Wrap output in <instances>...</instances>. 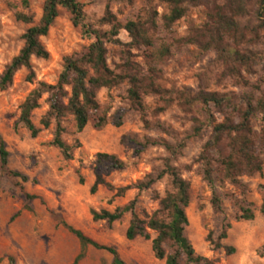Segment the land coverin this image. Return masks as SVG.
<instances>
[{
	"label": "rangeland",
	"instance_id": "rangeland-1",
	"mask_svg": "<svg viewBox=\"0 0 264 264\" xmlns=\"http://www.w3.org/2000/svg\"><path fill=\"white\" fill-rule=\"evenodd\" d=\"M77 1L84 6L85 25L108 30L99 25L105 13L106 0ZM23 2L0 0V77L19 54L24 44L23 35L30 28L17 17L33 16L35 23H38L42 16L44 0H29L28 8ZM111 11L121 25L128 21L147 20L156 13V30L152 34L155 48L162 44H173L206 21L205 9L192 8L171 31H167L162 17L168 15L169 10L157 0H136L132 5L112 4ZM119 40L125 45L131 43L125 31L120 32ZM93 42V39L84 38L81 29L72 26L69 13L61 10L48 36L42 39L49 59H32L36 76L34 82H27L28 73L23 69L14 77L10 89L0 91V134L9 153L7 170L27 178V182H23L8 175L0 164V264H62L66 262L67 255L68 264H72L80 253V244L59 225V221L81 231L96 243L114 249L118 254L114 257L88 247L79 264H114L116 258L124 264H164L153 255V232H149V241L142 238L126 240L130 214L109 226L106 222L93 223L90 212L106 210L113 213L135 202L138 214L144 211L151 216L159 210L155 198H163L166 192L171 191L167 179L159 181L150 190H131L122 198H115V195L118 189L142 182L148 176L156 178L163 170L166 159L190 183V204L186 210L189 226L185 229V237L195 252L216 264H264V215L261 213L264 203V155L261 156L262 173L243 177L240 188L228 182L222 184L218 176L215 177L214 187L209 186L204 180L199 156L211 131L205 129L199 138L192 137L193 119L197 117L202 120L203 116L186 115L175 104L156 117L153 112L159 106V98L150 96L144 99L146 116L143 119L129 107L128 86L122 85L110 92L102 90L97 98L99 112L81 133L77 132L72 118L63 123V140L74 147L72 161H65L60 151L50 145L55 124L52 123L49 129L40 125L48 112L47 95L43 96L40 108L32 116L33 124L41 130L38 137L32 139L19 124L20 107L35 87L39 83L55 85L62 73L64 58L81 52ZM106 47L108 65L115 70L122 62L121 48L115 45ZM253 50L261 54V61L255 67L254 75L244 76L264 91V31L260 44ZM131 53L135 56L133 61L142 62L138 58L140 52L132 50ZM162 70L160 85L165 90L195 93L200 85L199 77L205 76L211 91L236 94L250 91L237 87L231 81L217 84L222 70L216 64V55H202L193 47L174 51L173 59ZM117 114L123 116L120 128L113 125ZM215 116L220 122L219 115ZM98 118L106 119V124L101 128L96 127ZM253 126L255 135L259 136L263 124L257 119ZM222 153L226 154L224 144ZM98 154L115 156L126 164V168L113 172L101 170L105 183L114 190L101 186L91 196ZM80 178L83 180L82 186ZM25 195L37 199L27 200ZM215 195L220 201V211L213 207ZM240 207L251 211L254 219L237 221L236 218L241 216ZM225 224H230L231 229L223 244L235 249V254L230 257L223 250L212 251L207 242L209 234L216 241Z\"/></svg>",
	"mask_w": 264,
	"mask_h": 264
},
{
	"label": "trees",
	"instance_id": "trees-1",
	"mask_svg": "<svg viewBox=\"0 0 264 264\" xmlns=\"http://www.w3.org/2000/svg\"><path fill=\"white\" fill-rule=\"evenodd\" d=\"M29 0H24L28 8ZM136 0H106V8L101 27L107 31L94 29L84 24V6L77 0H44L42 16L35 23L33 16L19 15L17 19L30 26L23 35V47L19 54L6 67L0 77V91L6 92L13 84V79L21 70L27 71V82L33 83L35 72L32 59L48 60L50 55L42 43L50 29L59 18L60 11L69 13L74 28H80L84 38L94 42L81 52L65 57L63 70L55 85L39 83L28 95L20 107L19 124L26 129L32 139H36L41 130L32 122L33 113L40 108V101L47 95L48 112L40 121L44 129L55 124V132L50 145L58 149L65 161L73 160L74 147L63 140L65 129L63 123L72 118L78 133H81L99 112L98 94L105 90L110 92L122 85L128 86L127 101L130 109L146 116L144 99L155 96L159 98V106L153 112L154 116L166 113L173 105L186 115H201L193 119L192 137L199 138L205 129H210V137L203 147L199 161L203 165L204 180L211 187L215 185V177H219L222 184L230 183L240 188L243 177H252L263 171L264 155V91L260 86L253 85L244 76L255 74V67L261 61V54L254 47L260 44L261 33L264 31V0H157L165 5L169 13L162 17L164 28L171 31L173 26L184 19L190 9H205L206 21L201 26L192 29L189 34L173 44H162L155 48L152 34L156 30L155 13L147 20L128 21L121 25L111 11L112 4L132 5ZM153 2L154 0H144ZM121 31H125L131 39L130 44H123L119 40ZM106 45H115L121 48L122 62L115 70L108 65V50ZM193 47L198 53L205 55L214 53L216 64L221 68L217 84L226 81L233 82L237 87L250 90L242 94L234 92L219 93L208 89L205 76H200V85L197 92L187 90H165L160 82L163 79L162 68L173 59L174 51ZM141 53L138 58L142 62L133 61L135 56L131 51ZM215 115H219V122ZM257 119L263 124L259 136L254 133L253 123ZM123 116L117 114L113 119L116 128L122 126ZM106 124L105 118H98L96 127ZM226 154L222 153V147ZM77 144V148H79ZM154 145V144H153ZM184 147V144L181 145ZM170 150V148H169ZM172 152V150H170ZM9 153L6 143L0 134V164L1 169L8 175L27 182L22 174L7 170ZM126 164L117 157L108 154H98L95 163V181L90 189L94 196L98 188L107 187L101 170L108 172L122 171ZM167 179L171 191L166 192L163 198L158 196L159 210L151 216L136 211L135 202L113 213L106 210L97 212L91 210L93 223L106 222L109 226L119 222L124 215L130 214L131 220L125 233L127 241L142 238L151 240L149 232L155 234L152 239V252L156 260L164 264H216L207 258L198 255L188 239L185 229L189 226L186 210L189 208L190 183L183 179L179 170L166 159L163 170L156 178L148 176L144 181L135 185L117 190L115 198H122L127 192L150 190L159 181ZM80 185L83 180L80 178ZM27 200H36L34 196L25 195ZM213 207L221 210L220 201L215 195ZM241 216L237 221H251L254 215L251 211L240 207ZM264 215V203L261 209ZM19 214H17L18 216ZM16 217V216H15ZM64 229L73 235L80 244V253L72 264H79L85 257V250L92 247L97 251H105L117 257V252L107 246H102L88 238L63 221L58 222ZM230 224H225L216 241L211 234L207 237L212 251L223 250L226 256L235 254V249L223 244L228 237ZM167 250L170 252L167 253Z\"/></svg>",
	"mask_w": 264,
	"mask_h": 264
},
{
	"label": "water",
	"instance_id": "water-1",
	"mask_svg": "<svg viewBox=\"0 0 264 264\" xmlns=\"http://www.w3.org/2000/svg\"><path fill=\"white\" fill-rule=\"evenodd\" d=\"M114 264H124V263L121 262L118 258H116Z\"/></svg>",
	"mask_w": 264,
	"mask_h": 264
},
{
	"label": "crops",
	"instance_id": "crops-1",
	"mask_svg": "<svg viewBox=\"0 0 264 264\" xmlns=\"http://www.w3.org/2000/svg\"><path fill=\"white\" fill-rule=\"evenodd\" d=\"M66 257H67V260H66V262L64 261V262H62V264H68V261H69V256L67 255ZM74 260H75V259H74Z\"/></svg>",
	"mask_w": 264,
	"mask_h": 264
}]
</instances>
